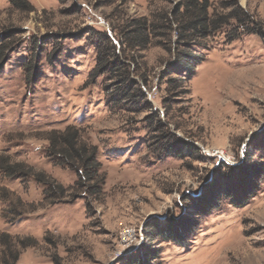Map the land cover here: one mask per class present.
<instances>
[{
  "label": "rangeland",
  "instance_id": "rangeland-1",
  "mask_svg": "<svg viewBox=\"0 0 264 264\" xmlns=\"http://www.w3.org/2000/svg\"><path fill=\"white\" fill-rule=\"evenodd\" d=\"M237 4L167 84L171 43L122 31L170 4L0 0V264H264V0ZM67 130L84 185L49 150Z\"/></svg>",
  "mask_w": 264,
  "mask_h": 264
},
{
  "label": "trees",
  "instance_id": "trees-1",
  "mask_svg": "<svg viewBox=\"0 0 264 264\" xmlns=\"http://www.w3.org/2000/svg\"><path fill=\"white\" fill-rule=\"evenodd\" d=\"M161 1L170 4V9L167 12H159L160 10L152 12L149 20L146 18L133 20L122 31V41L123 45L136 50H144L152 44L159 45L156 42L158 40L170 42L174 62L166 73L167 84L174 80L183 83V79L170 76L173 71L171 69L181 68L187 73V77L192 76L195 66L204 59L203 55L197 54L195 50L200 47V41L229 27L232 21L236 23L237 29H240L249 20L248 14L239 7L237 0H218L222 11H227L226 13L217 12L214 0ZM172 35L174 40L171 41ZM59 136L56 139H49L50 153L60 157L76 170L79 185L92 181L90 171L95 149L80 142L77 133L70 134L67 130ZM227 196L231 198L230 193ZM237 205L239 207V204ZM16 258L17 256L10 264H13ZM143 263L142 258L135 264ZM2 264L8 263L3 261Z\"/></svg>",
  "mask_w": 264,
  "mask_h": 264
},
{
  "label": "built area",
  "instance_id": "built-area-1",
  "mask_svg": "<svg viewBox=\"0 0 264 264\" xmlns=\"http://www.w3.org/2000/svg\"><path fill=\"white\" fill-rule=\"evenodd\" d=\"M137 233L132 228H124L120 232V242L123 247H130L137 240Z\"/></svg>",
  "mask_w": 264,
  "mask_h": 264
}]
</instances>
